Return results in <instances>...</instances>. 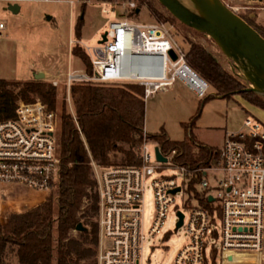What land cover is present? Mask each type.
<instances>
[{
  "label": "built area",
  "instance_id": "obj_1",
  "mask_svg": "<svg viewBox=\"0 0 264 264\" xmlns=\"http://www.w3.org/2000/svg\"><path fill=\"white\" fill-rule=\"evenodd\" d=\"M127 3L140 13L138 0ZM233 9L239 13L238 7ZM104 11L114 12L115 8L111 5ZM6 29L7 23L0 19V38ZM106 31L107 40L90 46L92 71L69 70V85L133 81L145 87L147 96L181 81L198 96L206 95L210 82L189 64L165 22H138L122 16L112 20ZM171 48L177 58L171 55ZM58 121V112L40 100L22 101L15 117L0 120L2 223L54 194L60 177ZM147 133L145 128L141 165L105 166L93 161L100 195L98 264H144V241L163 229L171 208L177 213L176 228L179 211L184 212L180 227L185 226L189 233L171 264H264V124L248 114L241 129L226 131L219 160L207 166L202 165L204 159L197 163L199 195L186 191L188 169L174 163L177 151L166 153L154 142L168 157L159 160L155 147L151 150L146 142ZM166 164L177 166L180 177L164 174L160 167ZM211 172L214 182L209 179ZM147 184L152 185L155 208L148 234ZM179 185L181 190L173 192Z\"/></svg>",
  "mask_w": 264,
  "mask_h": 264
},
{
  "label": "trees",
  "instance_id": "obj_2",
  "mask_svg": "<svg viewBox=\"0 0 264 264\" xmlns=\"http://www.w3.org/2000/svg\"><path fill=\"white\" fill-rule=\"evenodd\" d=\"M152 8L158 20H176L172 13L166 17L154 5ZM241 15L264 35L262 25ZM84 23L82 14L76 23L77 37H81ZM188 41L189 64L217 89V94L241 93L250 102L264 107V98L255 91L244 90L245 83L222 65L206 43ZM74 54L92 71V59L85 50L76 46ZM58 91L48 79L0 77V120L15 117L22 101H43L59 114L60 157V177L54 194L27 211L13 213L8 222L0 221V264H98L100 195L93 161L105 166L143 163L146 128L143 85L133 81L74 82L71 97L75 115L67 110L66 98L58 108ZM211 96L214 95L207 98ZM195 117L184 123L189 137L183 140L171 138L164 127L147 133L164 152L177 151L173 160L188 169L184 185L189 195L200 194L196 185L201 177L197 163L204 159L202 165L207 166L220 158L219 146L204 144L196 138ZM119 153L121 159L117 158ZM80 222L84 228L79 230V237L73 236Z\"/></svg>",
  "mask_w": 264,
  "mask_h": 264
},
{
  "label": "rangeland",
  "instance_id": "obj_3",
  "mask_svg": "<svg viewBox=\"0 0 264 264\" xmlns=\"http://www.w3.org/2000/svg\"><path fill=\"white\" fill-rule=\"evenodd\" d=\"M74 1L72 4L67 0H20L17 2L21 8L18 12H14L7 8L9 1L0 0V19L7 23L5 34L0 38V77L28 79L34 77L35 72L41 69L48 70L49 74L43 79H48L53 84L54 80L58 81L57 85L54 84L59 90L58 108L60 109L63 99L66 98L67 110L75 115L71 97L72 85L68 84L67 73L71 69L88 70L84 60L74 54L75 47H81L92 59L90 46L99 43L102 33L109 29L110 22L121 14L132 16V20L138 22H159L152 5L166 17L171 12L159 0H138L140 13L138 9L135 13V9L131 8L127 0ZM224 1L232 8L238 7L240 14L248 16L264 27V0ZM84 5H86L85 11H83ZM111 5L115 11L106 13L104 9L110 8ZM82 14L85 15V23L81 37H77L76 23ZM160 22L171 26L172 34L184 52L191 47L189 39L203 41L222 65L243 81L245 87L248 86L240 69L222 52L210 35L206 33L202 35V32L187 26L177 18L172 22L165 20ZM71 39H74V43ZM168 43L169 46L173 45L170 39ZM210 94L214 96L207 98ZM245 108L249 115H253L264 124V107L250 102L243 94L224 96L217 94V89L211 85L206 95L200 97L183 82L178 81L174 86H165L146 96L145 126L150 133L164 127L171 138L183 140L189 137L184 123H190L198 114L193 129L196 138L204 144L221 146L227 130L242 128L243 121L248 115ZM146 142L153 150L156 140L147 138ZM121 156L122 154L119 153L117 158L121 159ZM160 169L166 175L180 177L177 166L166 164ZM209 179L214 182L212 172ZM145 207V233L148 234L155 210L151 184H147ZM176 221L177 213L171 208L163 229L145 239L144 264L172 263L189 234L185 226L176 228ZM79 230L75 228L72 235L79 237Z\"/></svg>",
  "mask_w": 264,
  "mask_h": 264
},
{
  "label": "water",
  "instance_id": "obj_4",
  "mask_svg": "<svg viewBox=\"0 0 264 264\" xmlns=\"http://www.w3.org/2000/svg\"><path fill=\"white\" fill-rule=\"evenodd\" d=\"M177 19L187 26L210 35L222 52L240 69L248 82L244 89L255 91L264 97V35L246 18L236 12L224 0H159ZM7 8L18 12L21 5L10 2ZM51 18V16H50ZM107 31L100 42L107 40ZM174 58L177 54L170 49ZM44 71L35 72V78H44ZM159 160L167 161L159 146L155 147ZM181 190V186L172 189ZM212 198V197H211ZM179 228L184 221V212L179 211ZM80 222L77 229H83Z\"/></svg>",
  "mask_w": 264,
  "mask_h": 264
},
{
  "label": "crops",
  "instance_id": "obj_5",
  "mask_svg": "<svg viewBox=\"0 0 264 264\" xmlns=\"http://www.w3.org/2000/svg\"><path fill=\"white\" fill-rule=\"evenodd\" d=\"M40 71H44L47 75L49 74V71L48 70H46V69H41ZM175 85V83L174 84H170V85H166V86H174ZM163 87H165V86H163ZM162 87V88H163ZM159 90H161V88L159 89ZM245 111L247 112V114L249 113L248 112V110L245 108Z\"/></svg>",
  "mask_w": 264,
  "mask_h": 264
},
{
  "label": "bare ground",
  "instance_id": "obj_6",
  "mask_svg": "<svg viewBox=\"0 0 264 264\" xmlns=\"http://www.w3.org/2000/svg\"><path fill=\"white\" fill-rule=\"evenodd\" d=\"M185 2H187L188 0H184Z\"/></svg>",
  "mask_w": 264,
  "mask_h": 264
}]
</instances>
